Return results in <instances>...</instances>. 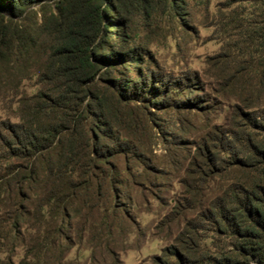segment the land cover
Instances as JSON below:
<instances>
[{"label":"trees","instance_id":"trees-1","mask_svg":"<svg viewBox=\"0 0 264 264\" xmlns=\"http://www.w3.org/2000/svg\"><path fill=\"white\" fill-rule=\"evenodd\" d=\"M184 1L0 0V243L25 245L35 223L31 252L60 264L63 230L95 226L106 242L121 216L153 210L151 198L154 233L171 240L151 264H264V0L216 3L225 44L214 76L238 101L226 124H200L192 148L129 103L154 59L123 18L138 9L178 20Z\"/></svg>","mask_w":264,"mask_h":264},{"label":"rangeland","instance_id":"rangeland-1","mask_svg":"<svg viewBox=\"0 0 264 264\" xmlns=\"http://www.w3.org/2000/svg\"><path fill=\"white\" fill-rule=\"evenodd\" d=\"M218 1L221 0H185L182 5L185 11L180 9L182 14L178 20L165 11L152 10L145 14L134 9L122 21L131 44L137 45L143 54L154 59V62L147 60L146 67L147 74L152 71L154 75L138 77L135 82L138 91L132 92L134 100L129 103L138 106V110H142L138 115L145 114L154 128L161 127V131L166 128L169 133L165 136H171L172 140H179L177 143H185L192 148L191 143L205 132V128L199 129L200 124L205 121L210 127L226 124L231 118L233 104L238 103L228 90L219 86L214 76L213 64L218 61L216 56L223 51L225 44L221 27L217 24ZM127 74L126 79L132 80L133 74ZM173 81L189 83L196 91L195 95L178 89L181 87L174 85ZM151 85L159 90L150 91ZM154 96H160V99ZM204 102L210 105L202 115L193 113L192 106ZM146 130L147 125L141 133ZM155 142L148 141L149 154L159 161L164 157L165 149L161 141L157 139ZM171 194L168 193L166 197ZM149 203H152L153 210L137 212V220L131 222L121 216V219L114 221L117 227L112 229L109 239L103 243L96 238L95 226L94 229L87 228L81 223L77 225V230H63L66 233L63 239L65 251L60 264H151L150 257L162 256V249L171 240H164L154 233L159 211L153 199L150 198ZM35 227V223H30L31 230L23 237L25 245L16 239H2L0 264H58V261L51 262L54 261L52 257L36 258L31 252V246L38 238L34 236ZM51 227L52 224L46 223L37 231L51 230ZM39 234L43 235L42 232Z\"/></svg>","mask_w":264,"mask_h":264}]
</instances>
